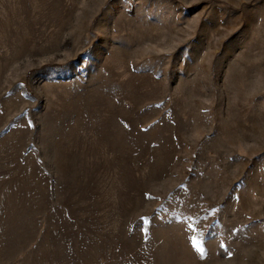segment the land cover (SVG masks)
<instances>
[{
  "label": "rangeland",
  "instance_id": "rangeland-1",
  "mask_svg": "<svg viewBox=\"0 0 264 264\" xmlns=\"http://www.w3.org/2000/svg\"><path fill=\"white\" fill-rule=\"evenodd\" d=\"M0 264H264V0H0Z\"/></svg>",
  "mask_w": 264,
  "mask_h": 264
}]
</instances>
